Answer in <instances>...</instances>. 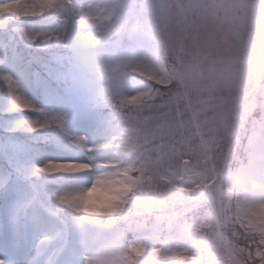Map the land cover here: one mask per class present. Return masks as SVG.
Here are the masks:
<instances>
[{"label":"rangeland","instance_id":"obj_1","mask_svg":"<svg viewBox=\"0 0 264 264\" xmlns=\"http://www.w3.org/2000/svg\"><path fill=\"white\" fill-rule=\"evenodd\" d=\"M13 1L19 0H0V9ZM49 1L52 6L48 20L8 23L0 12V88L6 87L0 97V227L1 231H8V237L0 233V264H41L52 259L62 262L65 257H70L69 264H108L109 260L110 264H204L205 258H208L205 264H248L242 248L236 247L237 238L231 242L219 230L223 243L220 245L216 235L208 236L204 232L212 228V222L203 219L192 224L185 216H179L184 213H176L174 206L180 205L179 196L171 191L166 196L162 189L152 184L140 186L134 180L137 153L131 144L135 145L140 135L145 140L147 136L150 139L161 136L159 130L149 133L144 128V111L135 106L151 97L156 85L165 87L173 82L166 63L170 51H178L175 73L182 90L187 83L214 88L215 81L221 84L235 81L247 94L236 98L233 108H251L255 104L257 91L251 84L259 89L264 100V0ZM63 7L68 8L69 14L52 27L54 11ZM37 34L43 42L52 37L60 39L68 46L69 56L67 70L53 75L55 81L63 83L65 92H54L45 99V108L60 122L64 133L50 155L39 163L34 158L38 136L29 134L33 119L23 112L24 105L37 104L39 98L26 88V74L14 63L18 50L29 51L23 40L37 44ZM250 50L258 64L243 63ZM207 52L230 54L221 58L204 57ZM40 59L39 55L37 64L41 63ZM137 66L142 72L135 70ZM104 102L116 109L121 126L134 135L129 144L120 140L121 130L104 115ZM224 120L231 124L232 117L228 123L227 117ZM140 121L142 128L138 127ZM176 125L175 122L172 127L177 128ZM178 127H183V123ZM22 128H27L28 143L23 141L24 134L16 135ZM263 128L255 134L257 144L247 147L244 163L236 170L226 171L222 179L226 189L237 190L243 199L235 214L226 219L227 225L240 226L246 233L259 235L264 242V212L252 205L240 184L241 177L251 174L253 183L258 182L257 188L264 190ZM84 144L87 149L81 154L80 146ZM96 144L101 145L102 153L92 156L89 151ZM202 147L200 168L192 161L182 160L177 178L161 175L164 190L172 188L189 196L203 191L207 197L211 158L206 142ZM157 152L159 155L153 162L155 171L158 158L160 163L167 161L160 150ZM23 167L31 168L29 175L22 173ZM94 172L110 173L114 186L97 192L90 184ZM46 175L65 180L61 183V194L53 197L56 203L70 202L76 213L74 221L65 223L40 202L37 196L42 188L40 179ZM137 190L143 198L137 214L146 218L129 222L137 236L129 247L124 246L121 225L105 228L88 222L85 217L91 209L112 211L118 197L135 204L133 196ZM118 212L122 213L121 209ZM152 212L153 222L147 223V215ZM150 226L156 241L145 231ZM9 229L27 234L32 230L44 232L46 238L54 241L58 235L59 241L49 255L47 250L43 252L44 244L38 242L37 251L43 254L34 261L28 246L9 242L12 238ZM236 234L234 231V237ZM152 244L157 247L153 249Z\"/></svg>","mask_w":264,"mask_h":264},{"label":"trees","instance_id":"obj_2","mask_svg":"<svg viewBox=\"0 0 264 264\" xmlns=\"http://www.w3.org/2000/svg\"><path fill=\"white\" fill-rule=\"evenodd\" d=\"M51 6L52 3L49 0H34L30 2L19 0L4 4L0 12L8 23H12V21L22 23V21L27 20H48L51 16L49 13ZM68 12V8L64 7L59 11H54L52 15L53 21L50 25L53 27L55 24L63 22L69 14ZM37 36H39V40L34 45L28 44L23 40L29 51L18 50L17 54L14 55L16 59L14 63L26 73V88L30 92L37 94L39 98L37 104H26L23 107L24 112L30 114V119H33L31 121L33 122L32 133L29 134L38 136L36 139L37 144H33L36 147V156L34 158L39 162L49 155L64 133L60 122L57 121L51 111L45 108V99L54 92L64 93L66 90L62 82L54 80L53 75L57 71L67 70L68 46L57 37L49 38L43 42V40L40 41V34H37ZM247 53L248 58L243 60V63L248 66L258 64L257 59L254 58L253 51L250 50ZM228 54L230 53L207 52L203 56L221 58L222 56H228ZM39 55L41 63L37 64L36 59ZM186 56L187 51L183 57L184 61ZM177 58L178 51L175 50L174 52L170 51L166 59L168 68L173 75V82L165 87L156 85L154 94L135 106L144 111V116H146L144 128L149 133L159 130L161 136L153 139L147 136L145 140L140 135L135 145L131 144L133 145L132 149L137 153V162L133 166L134 180L140 186L152 184L158 189H162L166 196H168L170 191L179 196L180 199L177 204H182L183 207L177 205L174 206V209L178 214H181L180 212L184 213L179 216H185L184 218L192 224H197L205 218L213 222L215 215L221 229L214 222L212 228L206 229L204 232L208 236L211 234L216 235L220 245H223V243L220 233H218L219 230L224 235L226 234L231 242H235L237 238L236 247L238 245L242 248V253H244L248 264H264V242L260 236L246 233L240 226L231 227L226 223V219L235 214L237 205L243 199L236 190L229 191L226 189L222 179L226 171L236 170L242 162L244 163L247 157L246 142L249 136L260 125L264 124V100H261L263 95H259V89L251 84L252 89L257 91L255 104L251 108L247 106V108H241L239 111L235 107L233 108L232 102H235L236 98H241L247 92L240 90V85L235 81L230 82V84H221L215 81L216 85L214 88L210 86L195 87L185 82L187 85L182 90L175 73L178 64ZM57 59L59 61H56ZM226 64H228V61H225ZM5 88V86L0 88V97L3 96ZM103 105L104 115L110 118L112 124L122 132L120 140L129 144L134 135L121 126L122 123L117 118L115 108H111L108 102L102 103ZM175 109H177V113L174 112ZM230 116L232 117L231 124L228 123ZM224 117L228 118V121H226L228 124L224 123ZM242 117H245V120H241ZM175 122L177 123V128L172 127ZM179 123H183V127H178ZM138 127L142 128L141 121ZM21 134H24L23 141L28 143L30 140H27V130H22ZM200 135L206 142V147L211 154L212 165L216 172V180L206 189L209 201L203 191L189 196L183 191H173L172 188L164 190L163 184L165 183L161 177L163 173H166L177 178V172H181L180 167L184 159L192 161L195 167L200 168L199 163L204 156ZM214 138L216 141H214ZM158 150H160V155H163L162 157H166L167 161L160 163L158 158V166L155 171L153 162L159 155ZM37 151L39 153H36ZM143 166L145 167L143 168ZM195 167L194 169H196ZM213 168L212 166L210 167L211 180ZM155 177L158 178L159 183L156 182ZM40 181L42 187L38 194L40 202L46 205L61 220L66 222L73 221L76 218V213L70 207V202L63 200V202L56 203L53 197L61 194V183L65 180L56 176L46 175L41 177ZM133 198H135V204H130L128 199L118 197L115 203L116 209L109 212L91 209L86 212L85 217H87L88 222H93L101 227L107 228L117 224L125 227L126 240L124 246H129L130 242L137 237L134 229L129 226V222L146 218V215L137 214L138 207L143 202L138 190ZM118 208L122 210V213H117L116 215ZM157 211L155 210V212ZM154 215L153 212L147 215L149 219L147 223L151 221ZM145 231L148 232V236L152 239H156L153 227ZM234 231L237 232L236 237H234Z\"/></svg>","mask_w":264,"mask_h":264},{"label":"bare ground","instance_id":"obj_3","mask_svg":"<svg viewBox=\"0 0 264 264\" xmlns=\"http://www.w3.org/2000/svg\"><path fill=\"white\" fill-rule=\"evenodd\" d=\"M137 72H142L141 68L139 66L136 67L135 69ZM264 129V128H263ZM255 136V135H254ZM252 138V140L248 143V145L250 146H254L257 144V138L256 136ZM84 149H87V145L84 144L81 148L80 146V150L79 151L81 154L84 151ZM91 151V152H90ZM89 151L90 155H98L102 153L101 150V145L100 144H96L95 146L92 145L91 150ZM80 156V155H79ZM99 168H101V164L98 165ZM82 168L85 169L84 164L82 163L81 165ZM98 171V170H97ZM5 176V175H2ZM253 176H251V174L249 176H244L241 177L240 179V184L243 186V189H245L246 191V196H249V201L252 203V205H255L256 208H259L260 211L263 213L264 212V190H261L258 187V182L255 181V183H253ZM90 184H92L94 187H96V191L97 192H105V190L111 189L114 186V183H112L111 181V174L107 173V172H102V173H93L92 177L90 178ZM254 207V206H252ZM9 231L11 233V239L9 242H11L12 240L14 242H20L22 244H25L26 246H28V252L30 253L31 256H33L34 261H36L35 259L39 258L43 252L45 253V250H47V255H49L50 250L53 249L54 245L56 242L59 241V236L57 235L55 240H51V238H46L44 232H40L39 231H34L32 230L31 232H29L28 234L25 231H19L18 229H9ZM7 230H2L1 231V227H0V233L4 234L7 236ZM2 234H0V241L2 240ZM8 237V236H7ZM38 242H41L42 244H44V250L43 252L37 251V244ZM54 242V243H53ZM12 243V242H11ZM10 243V244H11ZM153 249H155L157 246H155V244L151 245ZM2 255L1 252V248H0V256ZM70 258V257H69ZM69 258L65 257L62 258V262L61 261H55L52 259L51 262H42L41 264H69L68 261L70 260ZM208 258H205L203 260V263H207ZM111 261H108V264H110ZM33 264H36V262H33ZM103 264V263H102ZM107 264V262L105 263Z\"/></svg>","mask_w":264,"mask_h":264}]
</instances>
